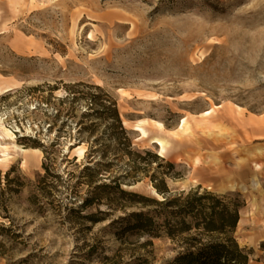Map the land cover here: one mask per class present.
<instances>
[{"label":"rangeland","instance_id":"rangeland-1","mask_svg":"<svg viewBox=\"0 0 264 264\" xmlns=\"http://www.w3.org/2000/svg\"><path fill=\"white\" fill-rule=\"evenodd\" d=\"M0 90V264L170 262L179 245L122 232L142 209L102 187L124 149L177 165L174 193L240 195L234 236L264 264V0H0ZM103 93L124 133L91 105ZM146 173L121 188L161 200Z\"/></svg>","mask_w":264,"mask_h":264},{"label":"trees","instance_id":"trees-1","mask_svg":"<svg viewBox=\"0 0 264 264\" xmlns=\"http://www.w3.org/2000/svg\"><path fill=\"white\" fill-rule=\"evenodd\" d=\"M96 89L101 91L99 87ZM90 101L91 105L97 108L100 118L111 121L112 129L119 128L124 133L117 105L108 95H93ZM111 140L117 145H127L126 147L130 148V139ZM124 151H127L126 155L131 159L129 171L125 176L114 180V186H102L113 187L119 195L130 199V206L142 209L121 219L126 222L122 232H131L149 239L170 238L179 245L180 251L167 264H250L252 252L241 248L234 236L240 221V209L245 205L240 195H217L201 191L200 187L174 193L169 189L167 179L183 178L180 174L171 173L177 165L171 162L162 165L159 163L162 161L160 157L150 150L143 153L126 149ZM44 152L47 153V150L44 149ZM95 152L98 151H91L93 154ZM105 154L103 152L98 156L102 158ZM137 160L146 162V167H141ZM155 163H158V168L166 170L162 172V176H158L156 172L151 176L146 173ZM96 164L102 165L99 161ZM45 169L49 172L48 167ZM84 170L89 172L93 169L85 167ZM140 172L150 177L154 189L162 197L161 200L127 192L121 188L122 181L126 179H129V184L137 183L140 180ZM93 202V197L87 198L83 208L93 205ZM98 203L100 204L101 200ZM256 264L263 263L258 260Z\"/></svg>","mask_w":264,"mask_h":264},{"label":"bare ground","instance_id":"bare-ground-1","mask_svg":"<svg viewBox=\"0 0 264 264\" xmlns=\"http://www.w3.org/2000/svg\"><path fill=\"white\" fill-rule=\"evenodd\" d=\"M6 92V90L5 91H1L0 90V94H2V93H5ZM239 126V125H238ZM240 128H242L241 126H239ZM216 131H214L210 136H208L207 134H205V135H207V136H205V137H201V138H199V139H225L224 138V135H222V136H219V135H217V133H215ZM5 134L9 137V139H14V137L10 134V132L9 131H6L5 130ZM232 139H235L234 137L232 138ZM0 147H2L1 145H0ZM3 157V158H2ZM9 159H8V157H7V155L6 154H3V155H1L0 156V163H4V162H6V161H8ZM255 169L257 170V169H260L259 168V165H255ZM253 173H254V171H250V170H240L239 172L237 171L236 173H235V175H238V177H240V178H244V175H247V176H254L253 175ZM252 174V175H251ZM217 175L216 174H212V177H216Z\"/></svg>","mask_w":264,"mask_h":264}]
</instances>
